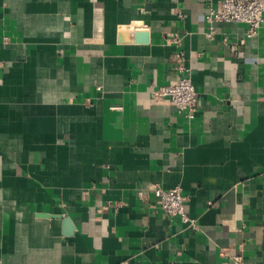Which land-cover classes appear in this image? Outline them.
Listing matches in <instances>:
<instances>
[{"label": "crops", "instance_id": "crops-1", "mask_svg": "<svg viewBox=\"0 0 264 264\" xmlns=\"http://www.w3.org/2000/svg\"><path fill=\"white\" fill-rule=\"evenodd\" d=\"M220 1L0 0V264H264V25ZM179 52L193 119L152 97Z\"/></svg>", "mask_w": 264, "mask_h": 264}, {"label": "built area", "instance_id": "built-area-1", "mask_svg": "<svg viewBox=\"0 0 264 264\" xmlns=\"http://www.w3.org/2000/svg\"><path fill=\"white\" fill-rule=\"evenodd\" d=\"M210 25L216 23H236L248 26L247 37L258 36L264 25V0H221L218 7L210 8L206 15ZM215 34L213 28L209 37ZM7 42L8 38H4ZM172 42L180 44L181 38L175 36ZM176 69L182 75L177 81L161 87L152 94L155 103L166 102L174 106L179 113H186L189 119L195 118L198 112L199 94L192 81L191 70L185 65V54L179 52L174 59ZM121 109V108H114ZM155 195L160 200V207L169 219H180L190 230H197V221L185 211V198L179 186L163 189L156 186ZM235 264H242L240 256H233Z\"/></svg>", "mask_w": 264, "mask_h": 264}, {"label": "water", "instance_id": "water-1", "mask_svg": "<svg viewBox=\"0 0 264 264\" xmlns=\"http://www.w3.org/2000/svg\"><path fill=\"white\" fill-rule=\"evenodd\" d=\"M142 25L143 24H141V22H134L130 26L120 28V33L122 37L121 40L147 43L149 38L147 33L135 32V28ZM44 217H48V216H44ZM58 217L64 220V224L67 228V235H71L72 231L74 230V226L71 220L68 217L65 218L62 216H58Z\"/></svg>", "mask_w": 264, "mask_h": 264}]
</instances>
